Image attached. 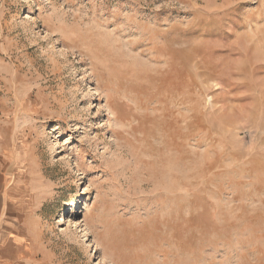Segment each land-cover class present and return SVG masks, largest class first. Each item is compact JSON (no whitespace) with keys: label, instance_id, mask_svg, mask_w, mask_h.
<instances>
[{"label":"rangeland","instance_id":"374dc122","mask_svg":"<svg viewBox=\"0 0 264 264\" xmlns=\"http://www.w3.org/2000/svg\"><path fill=\"white\" fill-rule=\"evenodd\" d=\"M0 264H264V0H0Z\"/></svg>","mask_w":264,"mask_h":264}]
</instances>
